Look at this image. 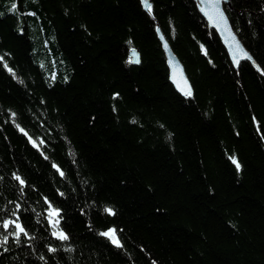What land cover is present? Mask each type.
I'll return each instance as SVG.
<instances>
[{
    "label": "trees",
    "instance_id": "1",
    "mask_svg": "<svg viewBox=\"0 0 264 264\" xmlns=\"http://www.w3.org/2000/svg\"><path fill=\"white\" fill-rule=\"evenodd\" d=\"M148 1L0 0V264H264V0L223 4L236 67L196 0Z\"/></svg>",
    "mask_w": 264,
    "mask_h": 264
},
{
    "label": "water",
    "instance_id": "2",
    "mask_svg": "<svg viewBox=\"0 0 264 264\" xmlns=\"http://www.w3.org/2000/svg\"><path fill=\"white\" fill-rule=\"evenodd\" d=\"M197 7L204 18L207 25L212 28L217 34L222 46L224 47L227 56L233 66H237L238 63L233 62V56L236 55L238 60H248L253 66H256V62L250 53L245 49L243 44L237 38L231 24L228 20L226 12L223 8V4H227V0H196ZM140 3L144 9L147 10L146 4L143 0ZM147 4L149 1L147 0ZM222 14V18H221ZM156 35L160 42L161 48L165 56V62L168 68V81L172 84L175 91L180 95H185L184 92L191 88V85L185 75L183 66L177 56L171 51L168 42L164 38L162 32L158 27H156ZM242 49V52H237L236 49ZM133 50H135V55L139 60L138 52L135 48H130L128 50L129 58L133 55ZM243 52L248 53L251 59L243 58ZM171 61V63H170ZM111 237V235H110Z\"/></svg>",
    "mask_w": 264,
    "mask_h": 264
},
{
    "label": "snow or ice",
    "instance_id": "3",
    "mask_svg": "<svg viewBox=\"0 0 264 264\" xmlns=\"http://www.w3.org/2000/svg\"><path fill=\"white\" fill-rule=\"evenodd\" d=\"M143 2L146 4L148 11L151 12V5L147 4V0H143ZM14 7H15V5H13V8ZM221 18H222V14H221ZM236 51L237 52H242V49L237 48ZM243 58H246V59H249V60L251 59V57L246 52H243ZM233 62L234 63H239V60H238L236 55L233 56ZM129 63H139V60H138V58L135 55V50H133V55L129 58ZM170 63H171V61H170ZM184 94L186 96H191L192 95L191 88H189L187 91H185ZM21 131H23V130L21 129ZM232 163L235 164L236 168L239 170L240 165L234 158L232 159ZM53 166L56 167L55 165H53ZM61 175H63V173H61ZM15 178L21 184L24 183L23 180L19 176H16ZM105 211L107 213H109V214H113L111 209L106 208ZM9 223H10L9 221H5L3 227L4 228H8ZM15 228L17 229V231L15 233L17 238H19V236L21 234L27 235V233L25 232L24 228L21 225L16 224ZM110 234H111V237H112V242L116 243L118 245V241L116 240V238L114 236L113 230H109V232L101 233V235H105V236H109ZM53 235L56 236L60 240H67L68 239L67 235L64 234L63 232H54ZM4 240L6 242L7 241V237H5ZM49 251H55V249H49Z\"/></svg>",
    "mask_w": 264,
    "mask_h": 264
},
{
    "label": "bare ground",
    "instance_id": "4",
    "mask_svg": "<svg viewBox=\"0 0 264 264\" xmlns=\"http://www.w3.org/2000/svg\"><path fill=\"white\" fill-rule=\"evenodd\" d=\"M229 18V17H228ZM168 42V41H167ZM241 63V62H240ZM172 85V84H171Z\"/></svg>",
    "mask_w": 264,
    "mask_h": 264
}]
</instances>
